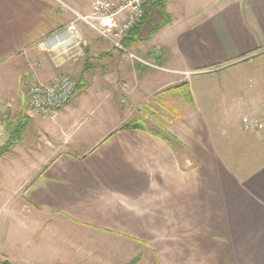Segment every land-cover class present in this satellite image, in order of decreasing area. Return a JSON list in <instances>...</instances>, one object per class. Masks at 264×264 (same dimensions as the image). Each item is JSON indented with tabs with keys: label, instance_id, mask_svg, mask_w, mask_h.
Returning <instances> with one entry per match:
<instances>
[{
	"label": "crops",
	"instance_id": "1",
	"mask_svg": "<svg viewBox=\"0 0 264 264\" xmlns=\"http://www.w3.org/2000/svg\"><path fill=\"white\" fill-rule=\"evenodd\" d=\"M95 1L0 0V264L11 195L14 215L55 231L21 264H264V132L242 123L264 107L231 110L235 86L264 69V0H166L155 37L126 47L156 68L82 23L80 39L43 49L74 19L65 7L88 15ZM63 75L71 101L32 115L29 88ZM193 84L221 107L206 115L171 91ZM144 100L151 120L125 128Z\"/></svg>",
	"mask_w": 264,
	"mask_h": 264
},
{
	"label": "built area",
	"instance_id": "2",
	"mask_svg": "<svg viewBox=\"0 0 264 264\" xmlns=\"http://www.w3.org/2000/svg\"><path fill=\"white\" fill-rule=\"evenodd\" d=\"M145 0H97L88 15H82L69 7L74 19L60 31L45 39L41 46L51 52L57 47L72 43L80 39L78 23L92 29L101 39L109 42L115 51L137 59L124 46L123 42L130 31L137 26L144 17ZM124 15L123 19H119ZM140 61V60H139ZM145 65H149L143 62ZM77 82L70 76H59L49 83L34 84L29 88L27 106L34 116L53 118L56 113L73 98ZM0 112L3 108L0 106ZM242 123L253 129H263L256 121L244 118Z\"/></svg>",
	"mask_w": 264,
	"mask_h": 264
},
{
	"label": "rangeland",
	"instance_id": "3",
	"mask_svg": "<svg viewBox=\"0 0 264 264\" xmlns=\"http://www.w3.org/2000/svg\"><path fill=\"white\" fill-rule=\"evenodd\" d=\"M161 11L162 10H159V6L157 7L153 6L152 9L149 10V14L144 20V22L142 23L140 30H139V33H140L139 38H140L141 43L144 44L147 41H149V38L151 37V36L149 37V35H151L154 29L158 26H161L162 23L164 24L161 18H163L165 21V15L161 14L162 13ZM150 42H151V39H150ZM151 43H154V41L152 40ZM141 47H148V45H144V46L142 45ZM132 54L137 59L130 58L131 60H135V61L140 60V62L142 63V60L138 58L136 54H134L133 52ZM154 62H156V60ZM146 63L149 64V65H146L148 67L156 68V66H154L153 64H150L149 62H146ZM237 76L240 77L242 76V74H238ZM192 86L193 87H191V90H190L191 96L189 95L187 88L180 89L177 91L172 89L171 91H175V93L183 99L182 103L186 104L187 107L193 106L191 100L194 99L196 107L201 108L206 115H208L209 112L212 110V108L214 109L216 105H219V108L221 107L224 100H222L219 97L217 98L212 97L213 100H211V98L209 97V95H211L210 90H207L205 93L199 94L198 87L195 84H193ZM232 93L234 94L232 96L233 106L231 107V110L235 111V114H234L235 119H240L241 116L248 111L249 107L254 104H259L261 107H264V69L257 70V71L256 70L249 71V73L245 75V79L242 81V83L240 85L235 86V89L232 91ZM169 96H172V95L169 94ZM230 102H231L230 99L225 100V104L227 105L228 109H230V106H229ZM160 109L161 108H157V112H159ZM165 109L168 111L170 115V117L169 116L167 117L169 120L177 117L178 113L172 110L171 107H169L168 109L167 108ZM137 112L140 113V118L136 120H132L130 123L135 122V121L141 123L144 120L146 122H148L147 120H151V113H148L145 108V100L144 102H140L138 104ZM234 118L229 117V119L231 120ZM207 119L211 121L209 117H207ZM248 119L256 121L258 124H261L263 126V130L261 131L264 132V114L263 115H251L248 117ZM152 121H155L157 124H164V125H166L167 123L165 120H162L156 117H154ZM16 199L17 197H14L11 195L8 198V202L5 206V208L8 207V209L11 210V211L9 210V213H8V224H9L8 236L10 238V245H9V251H8L9 260H10L9 264H21L20 262H18V258L20 255L24 253H26L25 255L27 254L32 255L34 251L33 250L34 245H36V241L38 242L37 250L39 249L44 250V244L47 243L45 242L44 237L47 240H49L50 237H52V235H54L55 233V231H51L50 227H47L41 230L39 229L37 231L33 230L34 224L31 222L33 218H36V217H35V214L31 212L29 209H26L25 212L23 213L20 212L14 215L13 212L16 209V206H15ZM17 215L19 216L18 217L19 224H17ZM45 220L46 219H44L43 221ZM37 221L39 220H36V222ZM64 235L65 234L63 232L59 235V237H64ZM7 246H8V243H7Z\"/></svg>",
	"mask_w": 264,
	"mask_h": 264
},
{
	"label": "trees",
	"instance_id": "4",
	"mask_svg": "<svg viewBox=\"0 0 264 264\" xmlns=\"http://www.w3.org/2000/svg\"><path fill=\"white\" fill-rule=\"evenodd\" d=\"M165 2H166V0H158V1H155V2H152V1H150V0H146L145 5H144V12H145V14H144L143 19H142V21H141L137 26H135V27L130 31L129 34L132 35V34H134V32L137 33V32L140 30V27H141L142 23L144 22V20L146 19V17H147L148 14H149V10L152 9L153 6H154V7L159 6V10H162V11H161V12H162L161 14H164V13H165V12H164V7H165L164 4H165ZM164 23H166V21H164ZM160 28H161V26H158V27H156V28L154 29V31L152 30L153 32L151 33V37L154 36ZM132 37H133V36H132ZM132 37L129 35V38H127V39L124 40L123 44H124L125 47H128L131 43H135V42H136V39H134V38L132 39ZM135 37H136V35H135ZM138 41H139V40H138ZM141 123H142V122H141ZM141 123L135 121V122H132V123L127 124V125L124 126V127H125V128L137 127V126L141 125ZM129 264H136V260L131 261Z\"/></svg>",
	"mask_w": 264,
	"mask_h": 264
},
{
	"label": "bare ground",
	"instance_id": "5",
	"mask_svg": "<svg viewBox=\"0 0 264 264\" xmlns=\"http://www.w3.org/2000/svg\"><path fill=\"white\" fill-rule=\"evenodd\" d=\"M68 48H70V47H68ZM58 49H59V48H58ZM69 50H70V49H69ZM57 51H58V50H57ZM72 53H73V52H72ZM59 54H60V53H59ZM58 56H59V55H58ZM62 60H63V59H62ZM60 61H61V60H60ZM60 61H59V62H60Z\"/></svg>",
	"mask_w": 264,
	"mask_h": 264
}]
</instances>
